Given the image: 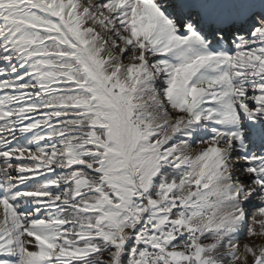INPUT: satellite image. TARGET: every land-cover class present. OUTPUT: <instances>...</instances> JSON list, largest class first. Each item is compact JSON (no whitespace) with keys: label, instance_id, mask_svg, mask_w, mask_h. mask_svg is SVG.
<instances>
[{"label":"snow or ice","instance_id":"1","mask_svg":"<svg viewBox=\"0 0 264 264\" xmlns=\"http://www.w3.org/2000/svg\"><path fill=\"white\" fill-rule=\"evenodd\" d=\"M0 264H264V0H0Z\"/></svg>","mask_w":264,"mask_h":264}]
</instances>
